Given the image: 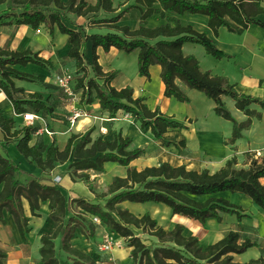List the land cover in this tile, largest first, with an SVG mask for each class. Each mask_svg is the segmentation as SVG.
Segmentation results:
<instances>
[{
  "label": "trees",
  "instance_id": "1",
  "mask_svg": "<svg viewBox=\"0 0 264 264\" xmlns=\"http://www.w3.org/2000/svg\"><path fill=\"white\" fill-rule=\"evenodd\" d=\"M263 3L264 0H136L135 5L144 7H141L142 25L131 29L128 25L116 24L128 7L117 16L98 20L97 14L100 12H116L113 0H97L96 3L87 0H0V5L7 4V9L0 12V27L14 19L20 24L31 25L35 30L44 24L52 37L55 36L56 28L62 34L69 35L71 48L68 57L76 61L77 89L82 91L83 98L86 97L88 103L98 100L101 109L109 113L110 119H116L120 110L131 113L139 121L141 132H151L159 140L166 133L187 126L163 113L159 107L151 109L145 97L134 96L131 86L121 89L112 86L111 82L118 71L105 72L96 52L99 46L106 51L112 47L126 53L138 50L140 76L151 79L150 67L159 64L165 96L181 102L190 101L176 83L177 78L203 92L215 102L216 115L233 123L230 142L234 144L243 137V131L252 125L254 117L262 118V114L251 106L258 104L264 108V99L240 92L227 76L203 72L196 56L185 55L183 45L193 42L202 45L207 54L216 59L232 58L219 49L207 33L197 31L191 24L183 25L179 16L186 12L208 16L209 27L218 36L222 27L235 31L230 21L245 29L252 24L264 28V20L258 17L264 14ZM156 4H160V7H156ZM168 12L174 16L168 15ZM69 13L75 14L78 19L95 14L92 23L108 26L115 31L84 34L64 23V19H68L70 24L84 27V22L73 21ZM154 14H160L167 23L155 28L147 27L146 20ZM87 41L93 45L90 63L93 77L89 73L84 49ZM29 63L44 68L49 66V61L31 48L19 51L0 47V88L11 100L17 114L27 113L26 106H31L37 112L53 115L55 107L44 100L40 93L24 96V89L16 86L15 79L38 81L35 75L14 67L27 66ZM223 95L233 98L236 107L248 119L238 121L223 101ZM0 129L4 133V140L0 142V222L6 224L5 212L13 216L24 244H29L31 216H40L42 203L49 204V216L54 224L49 232L41 235L39 264H62L57 254V239L61 240V249L69 254V264H100L91 254L73 243L77 230L88 239L93 238L95 222L91 216L105 223L110 232L125 238L127 245L132 248L131 256L135 264H264V256L244 263L234 260V254L244 253L256 244L249 239L240 242L237 231L231 230L222 239L205 246L198 236L185 235V226L181 223L166 229L150 212L139 215L121 205L125 201L164 204L173 215L180 214L202 224L209 218L221 222L223 214L236 215L242 219L247 214L241 205L215 195L225 191L239 193L264 209V184L261 182L264 177V158L253 157L248 167H239L237 156H233L214 172L207 168L188 169L185 164L173 165L168 161L139 169L132 162L144 156L146 150L132 148L133 139L125 137L122 131H114L112 138L101 134L95 139L92 137L93 128L84 133H73L62 150L57 138L49 146L30 145L37 127L28 124L16 129L14 118L7 117L2 110ZM12 140L23 156L44 172L65 163H68L69 170L83 171L80 176L88 182L91 190L95 189V184L90 181L91 175L87 171L103 173L107 162H116L125 167L126 175L113 177L107 190L96 193L93 200L85 197L74 199L77 209L70 214L68 200L58 185L45 183L38 177H33L27 183L20 180L22 170L6 148ZM181 143L185 144V141ZM206 196L204 200L197 198ZM8 259V252L0 247V264H8Z\"/></svg>",
  "mask_w": 264,
  "mask_h": 264
},
{
  "label": "crops",
  "instance_id": "2",
  "mask_svg": "<svg viewBox=\"0 0 264 264\" xmlns=\"http://www.w3.org/2000/svg\"><path fill=\"white\" fill-rule=\"evenodd\" d=\"M62 1L67 2L68 0ZM87 1L90 3L97 2V0ZM113 4L116 12L114 14L100 12L97 14L98 20L117 16L128 7L121 14L116 24L120 26L128 25L131 29H137L142 25L141 16L144 7L135 5L136 0H113ZM155 6L160 7V4ZM6 9L7 4L0 5V12ZM167 14L174 16L173 13L168 12ZM69 16L73 21L84 22V27L72 25L68 19H64V23L75 30L82 31L84 34H106L115 31L108 26L92 23L95 14L79 19L73 13H69ZM258 17L264 20V14H260ZM179 19L183 25L191 24L197 31L207 33L219 49L232 56L231 59L223 58L219 60L207 54L196 43L186 42L183 45L184 54L196 56L200 61L203 72L210 71L212 75L227 76L232 83L236 84L240 92L264 99V28L252 24L245 29L230 21L235 31L231 32L228 28L222 27L219 35L216 36L209 27L208 16L204 14L186 12L179 16ZM9 21L8 25L0 27V47L19 51L31 48L49 61L48 68L33 63H29L27 66H14L38 78L37 82L15 79L16 86L24 89V96H28L30 93H40L44 100H48L56 109L53 115H47L43 112H37L31 106H26L28 112H33L38 116L37 121L31 124L37 129L32 136L30 145L49 146L54 138H57L59 147L63 150L73 133H84L93 128L92 137L94 139L101 134L112 138L114 131H122L125 137L133 139L132 148H145L146 154L132 162V165H136L139 169L168 161L173 165L185 164L188 169L202 170L207 168L214 172L224 166L227 160L233 156H237L239 167H248L253 157L264 158V108L258 104H252L251 108L260 112L262 118L254 117L252 125L243 131V137L232 144L230 140L233 133V123L216 115L215 102L203 92L189 87L180 78L176 79V83L190 97L191 101L185 104L180 103L174 97L165 96V84L161 78L162 68L159 64L150 67L151 79L139 75V51H137L136 69L126 70L127 65L122 60L117 61L122 51L115 47H112L109 51H106L102 46L96 49L99 57L98 61L103 70L105 72L118 71V75L111 82L112 86L118 89L131 86L134 89V96L145 97L146 103L151 109L155 110L159 107L163 113L174 117L187 127L181 130H172L166 133L162 139L157 140L151 132H141L139 121L131 113L120 110L116 119H110L109 113L101 109L98 100L88 103L87 98H83V93L80 94L79 106L87 111L88 115L71 123L72 101L67 98L60 88L57 89L52 86L55 85L54 80L57 74L64 71L76 74V61L68 57L71 48L69 35L62 34L56 28L55 36L52 37L44 24L38 30H35L31 25L20 24L14 19ZM166 23L167 20L163 19L160 14H154L146 20L145 25L155 28ZM84 49L89 73L93 77L94 72L90 65L93 59L92 42H85ZM32 83L37 85H31ZM222 99L238 121L242 122L248 119V116L236 107L233 98L223 95ZM0 110L7 117L14 118L16 129L26 125L22 114L16 113L11 100L1 88ZM2 140H4V133L0 129V142ZM182 140L185 141V144L181 143ZM6 148L22 170L20 180L27 183L33 177H38L42 178L45 183L58 185L68 200L70 214L74 212L72 206L74 199L85 197L93 200L96 193L107 190V186L104 190H98L96 186L94 190H91L88 182L80 176L83 171L74 172L69 170L68 163L59 164L53 170L44 172L35 163L30 162L23 156L17 149L14 140L7 144ZM258 152L261 153L260 156H257ZM248 154L252 157H249ZM154 160L156 162H153ZM66 167L67 169H64ZM87 173L93 177L90 178V181L95 185L97 178L102 175V173H96L95 171H87ZM261 182L264 184V177L261 178ZM99 184L101 185V183ZM236 194L239 193H235L231 198L225 196L224 192L215 196H225L234 203L241 205L247 214L242 219H239L236 215L223 214L221 222L215 218H209L205 224H202L198 220L176 214L171 215L172 223H169L168 226L162 225L166 229H172L177 223H181L185 226V235L198 236L200 242L205 246L222 239L231 230H234L239 233L240 242L249 239L256 243L246 252L234 254L236 262L244 263L253 258L264 256V209L256 205L251 198ZM207 197L197 198L204 200ZM149 203L160 206L153 202ZM121 205L130 210L137 209L134 208L135 204L133 202L125 201ZM26 207L28 209L27 204ZM49 213L48 202L42 203L41 215L31 216L30 227L32 231L28 234L30 243L24 244L13 216L5 212L6 224L0 222V247L9 254L8 264H39L41 259L40 248L42 246L41 235L49 232L54 224ZM98 220V222H95L93 238L90 241L85 238L86 242L81 243L84 247L79 248L91 254L100 264H135L131 256L132 248L127 245L125 238L110 232L106 224L100 219ZM78 233L85 237L80 230L76 231V236ZM108 240L114 242V247L111 251H104L102 245Z\"/></svg>",
  "mask_w": 264,
  "mask_h": 264
},
{
  "label": "rangeland",
  "instance_id": "3",
  "mask_svg": "<svg viewBox=\"0 0 264 264\" xmlns=\"http://www.w3.org/2000/svg\"><path fill=\"white\" fill-rule=\"evenodd\" d=\"M196 45H199L202 49H204V47L202 45H200V44H196ZM137 51L138 50H135V51H133L131 53H126V52L122 51L121 52L122 54L117 59V61L120 62L122 60V62H124L127 65V69L126 70H131L132 68L134 70V69H136V63H137ZM80 77H81V75H80ZM26 82H27V80H26ZM28 82H30V81H28ZM31 85H37V84L36 83H32ZM52 86L55 87V88H57V89L59 88L58 86H55L54 84ZM190 101H191V99H190ZM189 102H181L180 101V103H185V104H187ZM26 125H28V123H26ZM141 148H143V147H141ZM153 162H156V160H154ZM64 169H67V167L64 168ZM93 174H95V173H93ZM125 175H126V168L125 167L121 166L120 164H118L116 162H107L105 164V171L102 173V175L99 178H97V183H96L95 186H96V188L98 190H100V189L101 190L102 189L104 190L106 188V186L108 187V185L111 183L113 177H115V176H125ZM71 176L73 177V175H71ZM92 178L93 177H91V179ZM98 179H99V182H98ZM99 183H101V185ZM234 194L235 193H232L230 191H225L224 192V195L227 196L228 198L233 197ZM236 195H239V194H236ZM225 196H223V197H225ZM227 197H225V198H227ZM133 204H135L134 208H137V209L136 210L135 209H132V210H134L139 215H141L143 212L144 213L145 212H150V214L154 218H157L158 219L159 223H161V224H163L165 226H168L169 223H172L173 222L171 220L172 211H171V209L168 206H166L164 204H160V206L151 205V203H147L149 205H147L145 203H133ZM72 206H73V209H74V212H75L76 205L73 203ZM168 209H170V211ZM88 233H89V230H88ZM85 238L88 239L86 236L83 237L82 235H80V233H78V235L73 239L74 245H76L77 247H82L83 248L84 246H82L81 243H82V241H85L86 242V239ZM88 240L90 241V239H88ZM56 248H57V254H58V257H59L61 263L62 264H69V263H71V260L69 258V254L66 253V252H64L61 249V240L60 239H58L56 241Z\"/></svg>",
  "mask_w": 264,
  "mask_h": 264
},
{
  "label": "built area",
  "instance_id": "4",
  "mask_svg": "<svg viewBox=\"0 0 264 264\" xmlns=\"http://www.w3.org/2000/svg\"><path fill=\"white\" fill-rule=\"evenodd\" d=\"M77 75L73 72H69V71H64L62 73H59L56 75L55 77V85L58 86L61 90H63L64 94L67 96L68 99H70L72 101V114L70 116V122L74 123L77 119L88 115L87 111H85L84 109H82L79 105H80V94L82 93V91H79L77 89ZM22 117L24 119V121L28 124H34V122L37 121L38 116L35 115V113L33 112H27L22 114ZM261 153L258 152L257 156H260ZM92 219L94 222H98V218L95 216H92ZM114 247V242L113 241H106V243H104L102 245V249L104 251H111Z\"/></svg>",
  "mask_w": 264,
  "mask_h": 264
},
{
  "label": "bare ground",
  "instance_id": "5",
  "mask_svg": "<svg viewBox=\"0 0 264 264\" xmlns=\"http://www.w3.org/2000/svg\"><path fill=\"white\" fill-rule=\"evenodd\" d=\"M158 205H160V204H158ZM169 211H170V209H169ZM170 214H171V213H170ZM171 215H172V214H171ZM171 217H172V216H171ZM83 243H85V241H82V244H83Z\"/></svg>",
  "mask_w": 264,
  "mask_h": 264
}]
</instances>
